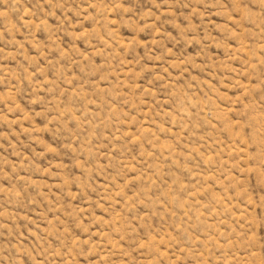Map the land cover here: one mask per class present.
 Returning <instances> with one entry per match:
<instances>
[{
    "label": "rangeland",
    "instance_id": "obj_1",
    "mask_svg": "<svg viewBox=\"0 0 264 264\" xmlns=\"http://www.w3.org/2000/svg\"><path fill=\"white\" fill-rule=\"evenodd\" d=\"M0 264H264V0H0Z\"/></svg>",
    "mask_w": 264,
    "mask_h": 264
}]
</instances>
